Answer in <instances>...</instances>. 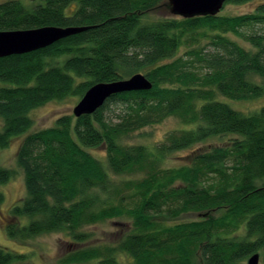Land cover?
<instances>
[{"label":"trees","instance_id":"1","mask_svg":"<svg viewBox=\"0 0 264 264\" xmlns=\"http://www.w3.org/2000/svg\"><path fill=\"white\" fill-rule=\"evenodd\" d=\"M160 2L0 3V31L88 28L0 58V82L9 84L0 87V152L20 140L15 161L26 192L11 209L9 239L64 233L62 264L264 261V106L245 114L222 99L264 96V32L254 30L264 27V0L243 15L151 20ZM138 73L151 90L114 95L92 115H64L33 131V110ZM169 118L184 127L154 144L130 142ZM214 139L221 144L204 147ZM184 150V164L166 166ZM16 176L0 165V185ZM187 214L198 217L174 222ZM114 220L117 241L99 242L95 229ZM25 258L0 247V264Z\"/></svg>","mask_w":264,"mask_h":264},{"label":"rangeland","instance_id":"2","mask_svg":"<svg viewBox=\"0 0 264 264\" xmlns=\"http://www.w3.org/2000/svg\"><path fill=\"white\" fill-rule=\"evenodd\" d=\"M8 0H0L5 2ZM23 3H30L32 0H20ZM168 0H161L158 7L150 14L151 20L159 18L175 17L170 13V10L166 6ZM263 0H254L251 3L236 6L226 5L222 11V15L236 16L252 13L256 10L258 4ZM257 32H264V27H257L254 29ZM253 30V31H254ZM183 49L180 54H183ZM9 86L7 83H1L0 87ZM227 101L228 104L235 109L245 113L253 114L264 106V96L254 100L248 101H231L222 98ZM80 100L71 97L63 101H52L39 107L31 112L35 124L33 131H39L42 129L53 127L57 119L64 115H73V110ZM114 110H118V106H112ZM184 125L180 124L177 119L169 118L163 123L155 125L153 127H147L141 132L136 133L130 140L132 143H146L154 144L164 140L166 135L178 128H183ZM2 130V123L0 119V131ZM20 143L19 139H16L9 149L0 152V165L3 167L14 168L17 170V176L5 185H0V192L5 196V202L0 206V247L6 248L10 251L24 254L25 259L16 261L13 264H62L61 259L66 255L67 249H63V243L67 239L64 233L44 234L33 239L26 240L24 242L13 241L7 237L6 223L10 218L12 207L25 198V186L23 174L16 166V151ZM221 141L214 139L207 142V145H219ZM189 150L180 151L174 153L166 162L168 167H178L185 163L184 157L188 154ZM99 157H102V153H97ZM198 215L187 214L182 216L175 223L186 222L192 219H196ZM27 222L26 219H24ZM119 220L107 223L105 225L98 226L96 230V239L101 243H110L117 241L121 227L118 226ZM248 261V260H247ZM246 261V263H247ZM92 264V263H90ZM259 264H264L262 257L260 256Z\"/></svg>","mask_w":264,"mask_h":264},{"label":"water","instance_id":"3","mask_svg":"<svg viewBox=\"0 0 264 264\" xmlns=\"http://www.w3.org/2000/svg\"><path fill=\"white\" fill-rule=\"evenodd\" d=\"M226 4V0H168L166 6L170 13L179 18L217 16ZM87 27L47 26L28 30L0 31V58L32 53L86 31ZM153 83L138 73L127 79L109 83H97L90 87L73 110L76 118L92 115L114 95L131 91H148ZM260 255L254 254L248 264H259Z\"/></svg>","mask_w":264,"mask_h":264}]
</instances>
